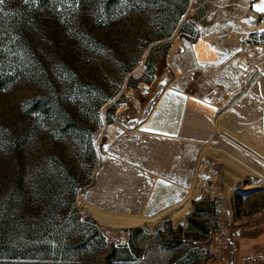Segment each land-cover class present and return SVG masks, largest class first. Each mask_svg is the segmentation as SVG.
I'll return each instance as SVG.
<instances>
[{
  "label": "rangeland",
  "instance_id": "374dc122",
  "mask_svg": "<svg viewBox=\"0 0 264 264\" xmlns=\"http://www.w3.org/2000/svg\"><path fill=\"white\" fill-rule=\"evenodd\" d=\"M261 3L4 0L0 264H264ZM167 86L176 141L138 132Z\"/></svg>",
  "mask_w": 264,
  "mask_h": 264
},
{
  "label": "bare ground",
  "instance_id": "6f19581e",
  "mask_svg": "<svg viewBox=\"0 0 264 264\" xmlns=\"http://www.w3.org/2000/svg\"><path fill=\"white\" fill-rule=\"evenodd\" d=\"M201 45L202 40L196 47H200ZM254 55L251 54L250 56L253 57ZM238 65V60L232 59L229 70L233 71L236 68L237 71H239ZM236 74L241 75V73ZM174 88L167 86L162 90L160 95H158L156 100L153 102L152 108L146 118L139 123L138 132L153 138H162L173 141L180 139L183 118L186 113V107L190 97Z\"/></svg>",
  "mask_w": 264,
  "mask_h": 264
},
{
  "label": "built area",
  "instance_id": "2783aa9c",
  "mask_svg": "<svg viewBox=\"0 0 264 264\" xmlns=\"http://www.w3.org/2000/svg\"><path fill=\"white\" fill-rule=\"evenodd\" d=\"M230 233L226 228L215 231L206 240V248L210 259L218 257L225 251L230 243Z\"/></svg>",
  "mask_w": 264,
  "mask_h": 264
},
{
  "label": "snow or ice",
  "instance_id": "6c2138e0",
  "mask_svg": "<svg viewBox=\"0 0 264 264\" xmlns=\"http://www.w3.org/2000/svg\"><path fill=\"white\" fill-rule=\"evenodd\" d=\"M4 3V0H0V4H3ZM24 3H29V0H24ZM254 10L256 12H259V13H262L264 14V0H262V3L261 4H257L254 8ZM264 31V30H262Z\"/></svg>",
  "mask_w": 264,
  "mask_h": 264
}]
</instances>
